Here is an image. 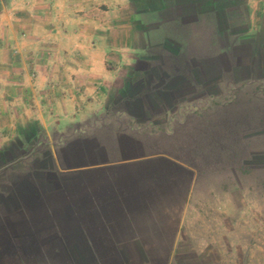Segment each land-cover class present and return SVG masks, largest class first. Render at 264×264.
<instances>
[{"label":"rangeland","instance_id":"1","mask_svg":"<svg viewBox=\"0 0 264 264\" xmlns=\"http://www.w3.org/2000/svg\"><path fill=\"white\" fill-rule=\"evenodd\" d=\"M65 1L0 0V227L4 229L25 228L24 223L14 220L19 214L14 210L38 211L36 216L42 225L47 224L48 219L62 225L66 220L71 221L70 216L56 218L58 210H51V215L45 212L51 200L58 204L68 190L80 186V174L67 167L71 163L108 159L109 155L97 152V146L104 142L108 147L107 141L113 136L111 125L114 123V130L130 129L119 119L103 126L98 123L99 126L94 116L85 123L57 122L64 112L75 114L78 111L70 107L72 99L68 101L60 95L69 94L73 98L78 92L77 74L71 72L81 65L76 47L88 53L95 51L96 45L91 39L98 27L104 38L112 39V28H119L114 21L126 15L125 10L116 7L124 0H67V6ZM260 1L262 8L247 6L248 0H217L220 8L214 13H205L197 21L199 29L181 22L177 25L176 19L171 18L164 26L186 33L183 49L178 52V45L171 42L168 46L157 44L147 48L138 56L120 51L106 55L107 67L125 69L136 62L144 70L143 80L129 85L127 91L124 86L125 91H122L120 86L124 84L125 75L116 81L109 78L112 85L105 77V93L111 96L109 110L104 107L98 110L94 105L87 110L88 114L96 116L113 115L112 106H124L125 99H132L130 109L146 120L134 122L136 125H151L155 127L153 130L183 134L192 143L194 141V158L188 156L187 161H192L190 164L199 170L193 171L188 166L184 169L173 166L170 170L177 178L201 180L196 189L199 190L186 201L185 216L182 217V211L173 210V215L167 219H143L151 224L165 222L170 233L178 226L183 244L170 251L171 264H264V78H259L260 64H264V0ZM151 3L156 4L155 0ZM141 13L153 20V24L159 22V12L143 10ZM156 26L154 28H158ZM195 30L203 35L199 41H192L196 39ZM63 39L69 44V48H63L65 55L59 52ZM260 49L258 57H251ZM229 50L239 53L240 63L253 66L254 75L259 79L223 88L216 84L220 76L226 75L219 66L221 57L212 56L215 62L212 60L209 70L212 80L218 78L215 84L212 82V105L198 109L196 105L184 104L186 110L183 112L189 113L186 122L172 120L171 126L165 129L166 124L159 120L162 107L180 104L183 99L190 102L193 98H206L209 90L207 75L203 73V64L207 62L204 56L211 51L212 55L222 56L223 51ZM39 68L47 71L41 81H37L41 77L37 75ZM48 76L53 78L54 84L58 83L52 94L48 91ZM108 86H112V90L108 91ZM87 94L89 99H85V104L95 101V91L89 90ZM178 109L181 107H174L171 114H176ZM162 137L144 129L145 144L162 143ZM21 191L29 193L22 197ZM23 200L29 208L23 205ZM19 204L25 208L18 207ZM10 209H14L8 213L11 218L4 213ZM203 213H207L206 218H202ZM28 215L30 220L31 214ZM9 222L14 228L8 227ZM204 235L209 237L211 244L201 249L200 238ZM20 240L23 239L19 238L21 248L18 252L16 249L8 252L0 245V264H34L35 257L43 256L52 264H67V250L63 244L51 243L49 250L41 251L37 244H34L35 249L28 244L23 249ZM102 252L113 258L114 251Z\"/></svg>","mask_w":264,"mask_h":264},{"label":"crops","instance_id":"2","mask_svg":"<svg viewBox=\"0 0 264 264\" xmlns=\"http://www.w3.org/2000/svg\"><path fill=\"white\" fill-rule=\"evenodd\" d=\"M150 1L153 2L154 0H126V2L124 0L120 5H116V7L121 8L120 10H125L126 15H120L121 18H118L116 22L114 21L117 26L119 24L118 29L112 28L114 38H104L98 27L91 39L96 45L94 47L95 51H91V53L86 51V53L82 47H76V49L79 48L78 55L82 60L80 67H75L71 72L77 74L80 87L78 86V92L73 95V98L69 94L59 93L62 97H67L66 100L68 101L72 99L73 104L70 107H76L78 111L75 114L64 112L60 119H56L57 122L77 121L78 123H85L94 116L97 119V124L101 123V126L106 122H112L111 120L119 119L125 123L123 125L129 126L130 129L127 131L114 130V123L111 125L113 136L111 140L107 141L109 142L108 147L106 148L104 142L99 143L97 146V152H104L109 155L108 159L102 158L100 162L95 163H71L67 167L80 174L81 178L78 179L80 186L77 189L68 190L58 204L51 200L49 206L45 207V212L48 211L47 214H50L51 210H58L59 213L55 214L56 218L67 219L70 216L71 221L66 220V224L63 223L62 225V223L49 221L50 219H48V223L42 225L39 216H36L38 211L5 210L4 213L9 218L11 217L8 213L12 210L16 212L15 214L19 213L14 220L24 223L23 225L26 228H14L12 222H9L8 227L14 228L13 230L0 227V245L8 252L12 253L14 249L18 252L21 248L19 238H22L23 240L20 241L23 242V249H26L25 245L27 244L28 246L37 244L40 245L41 251H46L47 248L49 250L51 247L48 244L56 243V246L63 244L67 250L65 257L67 264H171L170 251L182 247L183 238L180 237L178 226L171 229V232L175 230L174 233H170L165 222L159 223V221H156L151 224L149 221L144 222L143 219H167L173 215V210L182 211V217L185 216L188 208L186 201L188 202L193 197L194 191L199 190L196 189L201 180L196 177H190L189 179L177 178L170 174V170L173 166L180 169L188 166L187 168L197 171L198 168L187 161L188 156L194 158V141L192 143L183 134L178 136L177 133L171 134L172 132L168 133L161 129L153 130L152 128L155 127L151 125L146 127L136 125L134 122L145 119L138 114H134L130 109L134 102L132 99H125L124 106H112L113 110L111 112L113 115L99 114L96 116L95 113L88 114L87 111L92 105L97 106L98 110L103 107L106 111L109 110L111 96L105 93L107 91L104 85L106 84L105 77L108 79V84L112 85L111 81H116L120 78L119 76L125 75L124 84L120 86L122 91H125L124 86L127 91L129 85L143 80L144 70L136 62L125 69L107 67L105 65L106 55L113 53V51H120L128 55L138 56L139 52H145L147 48H154L157 44L168 46V43L171 42L178 45V48H176L178 52V49H183L182 44L186 41V33H181L178 28H166L164 25H168L167 21L174 18L177 25L181 22L182 25L189 24L194 26V29H199L197 27L200 25L197 21L205 13L210 11L214 13L220 8L216 2L217 0H204L202 3H200V0H155L156 4H150ZM248 1L246 2L247 6L252 4V8H262L260 0L256 2L253 0L252 2ZM65 3L67 6V0ZM211 5L212 8L210 9ZM143 10L159 12L157 20L159 22L153 24V20L143 16L141 13ZM223 10L228 9L223 7ZM161 11L163 13H160ZM66 13L67 16L69 13ZM78 20L81 22L80 24L83 23L81 18ZM156 24L158 28H154ZM121 25L123 26L120 27ZM64 33L66 34V28ZM193 34L196 39L192 41H199L200 38H203L199 30H195ZM72 39L77 41L73 37ZM80 40L82 39L80 38ZM63 41H66V39L62 40V45H59V52L64 54L66 52L63 48H69V44L68 40L66 43ZM105 44L106 47H104ZM81 45L83 46V44ZM260 52H262V49L256 51L255 55L251 57H258ZM222 53H224L222 56L212 55L211 51L204 56L207 58V62L203 64V70H205L203 73L207 75L206 83L209 90L206 98H199L198 100L193 98L190 99V102L188 99H183L179 102L180 104L176 103L162 107L159 120L166 124L163 126L165 129L171 126L172 120L179 119L182 123L186 122L185 118H188L186 116H189V113L185 115L183 112L186 110L184 104H193V107L196 105L198 109L206 104L208 106L212 105V82L215 84L218 81L217 77L214 78L216 80H212L211 71L209 70V67L213 65L212 56L218 59L222 58L219 59V66L220 68L223 67L226 75L220 76L216 84L223 88L242 85L249 80L253 81L260 77L264 78V64H260L262 69L259 78H257L254 75L256 69L253 70V66L248 63H240L238 60L240 58L237 57L239 53L235 50L223 51ZM90 58L91 62H89ZM216 61L218 62L217 59ZM94 64L96 65L94 66ZM45 70L42 71L39 68L37 75H41V77L37 81H41L46 77L47 71ZM48 72L52 74L51 70ZM109 78H111V81ZM48 81V91L52 94L53 90L57 89L58 83L54 84L52 82L53 78L50 76H48ZM89 90L96 92V95H94L96 99L85 104V99H89L87 96ZM110 90H112V86H108V91ZM105 95L108 96L106 101ZM52 102H55L54 97ZM75 103L78 105H75ZM39 104L42 105V102ZM174 107H181V109H178L176 114L173 113L174 115H172ZM177 115L178 117H176ZM50 117L48 118L50 119ZM106 119H109V121ZM144 129L150 130L154 136H163L164 141L159 144L153 141L145 144L143 140ZM181 154L185 156H181ZM194 175H196L195 172ZM27 193L29 192L21 191L22 197ZM77 197L79 198L76 199ZM22 203L28 207L24 200ZM110 203H112L111 206ZM23 205L19 204L18 207L25 208ZM28 214H31L30 220ZM178 214L176 216H180ZM201 216L206 218L207 213L205 215L203 213ZM87 217L92 220L90 222L85 220ZM205 236L200 238L201 249H205L211 244L209 237L206 238ZM33 249H35V246ZM105 250L114 251L112 253L113 258L107 257L105 252H102ZM35 258L34 264H52L47 261L45 256Z\"/></svg>","mask_w":264,"mask_h":264},{"label":"trees","instance_id":"3","mask_svg":"<svg viewBox=\"0 0 264 264\" xmlns=\"http://www.w3.org/2000/svg\"><path fill=\"white\" fill-rule=\"evenodd\" d=\"M189 162H192V161H189ZM189 162H188V163H189Z\"/></svg>","mask_w":264,"mask_h":264}]
</instances>
